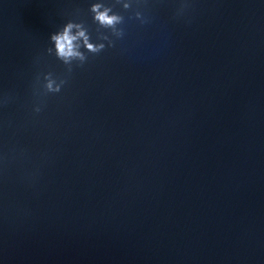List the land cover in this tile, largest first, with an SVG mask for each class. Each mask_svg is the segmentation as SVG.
Instances as JSON below:
<instances>
[{"label": "water", "instance_id": "water-1", "mask_svg": "<svg viewBox=\"0 0 264 264\" xmlns=\"http://www.w3.org/2000/svg\"><path fill=\"white\" fill-rule=\"evenodd\" d=\"M0 264H264V0H0Z\"/></svg>", "mask_w": 264, "mask_h": 264}, {"label": "clouds", "instance_id": "clouds-1", "mask_svg": "<svg viewBox=\"0 0 264 264\" xmlns=\"http://www.w3.org/2000/svg\"><path fill=\"white\" fill-rule=\"evenodd\" d=\"M118 3L122 0H117ZM130 3H123V8L125 10L130 9ZM90 12L93 14V22L98 24V40L107 41L108 46H114L113 41L108 35L100 32V29L111 30L112 34L116 37H122L124 35L123 29L118 28V25L124 23V17L113 13V8L107 6L103 2H97L92 4ZM137 18H141L139 12L136 13ZM91 35L89 30L85 27L83 23L68 22L61 31H58L51 35L50 41L54 44L53 48H48V54L55 56L62 61L65 65L69 66V72H71V65L73 61H79L83 65L88 57L85 52L81 49H86L88 53L93 55L99 54L105 50V43H93L91 42ZM46 88L48 92L59 93L61 88L66 81H60L57 83L55 79L52 78V74L49 73L45 76ZM39 111V110H37Z\"/></svg>", "mask_w": 264, "mask_h": 264}]
</instances>
